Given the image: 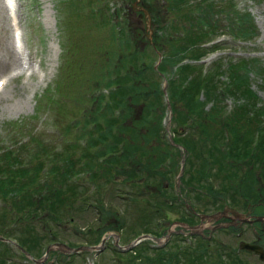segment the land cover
<instances>
[{
    "label": "trees",
    "instance_id": "16d2710c",
    "mask_svg": "<svg viewBox=\"0 0 264 264\" xmlns=\"http://www.w3.org/2000/svg\"><path fill=\"white\" fill-rule=\"evenodd\" d=\"M63 1L69 16L77 15L81 21L66 34V43L62 44L61 76L45 97L48 104L57 105V111L64 105L77 109L59 132L69 139L68 134L73 129L75 136L64 143L72 148L52 150L56 152L51 154L50 165L43 160V155H49L51 150L35 138L28 139L34 149L39 146L35 149V158L39 160L33 161L28 168L20 154L30 147L24 142L17 144L12 136L7 137L11 146L17 145L14 150L2 146L0 151V232L5 237L15 238L18 244L37 256L45 243L60 238L63 229L61 225L57 232L47 226V222L58 225L62 220L73 221L71 210L76 206L85 210L88 201L87 205L95 204L99 210L94 233L88 239L97 242L106 224L109 225L106 210L111 208L115 214L120 212L116 207L104 208V201L93 193L82 197L81 206L73 204L76 196L86 189L76 186L73 177L83 173H87L90 180L104 177V181L96 183L95 192L105 188L110 180L114 181L118 173L122 174L119 181L131 186L144 179L149 183L147 175L153 173L155 177L150 181L157 177L158 188V192L150 197L152 206H156L154 211L159 215L162 211L159 207L164 209L166 206L167 214L168 210H179L183 204L167 202L165 199L171 192H167L162 183L166 180L170 186L177 168L175 156L180 151L168 139L164 140L163 79L172 110V139L187 155L185 171L189 172V177L187 180L181 178V188L189 187L192 182L198 188L213 191L214 188L202 181L207 173L210 176L221 174L220 182L223 183L221 170L233 169L232 177L240 179V184L231 189L222 184L221 190L228 192L231 199H234V192L246 199L253 195L251 188L254 200L261 196L264 180L262 184L256 180H259L258 175L264 176V97L250 87L248 76L251 71L261 76L264 65L257 64L260 63L258 57L233 60L218 57L208 66L195 61L216 47V44L206 45L220 28L216 24V14H224L227 33L234 38L253 39L257 27L248 10L237 9L233 1L218 6L214 0H195L191 7L182 11L183 17L189 20L187 25L171 21L167 28L173 33H169L165 26L159 29L157 24L150 40L140 26L132 23V12H121L114 0ZM182 3L190 2H172L181 10ZM150 15L152 21L154 15L151 12ZM98 28L102 31L94 36ZM226 98L233 101L230 108H227ZM207 103L210 105L205 107ZM133 105L141 108L139 117L133 115ZM11 122L19 129L17 133L27 128V124L20 126L16 121ZM153 136H158L160 141L162 137V145L148 146ZM140 137L142 144L137 143ZM81 139L83 149L75 159V142L79 143ZM160 148L163 151L157 152ZM225 157L227 162L223 161ZM233 161L236 166L232 165ZM215 162L217 168L212 170ZM241 164H246L247 169L240 173L237 168ZM255 165L259 166L258 170L254 169ZM244 176L247 180H244L245 189L241 186ZM255 185L259 186L258 190ZM120 186H114V194L130 199L132 196L127 192H119ZM195 191V197L199 198L200 189ZM107 205L111 206L108 202ZM38 218L42 220L35 226L32 221ZM140 218L144 222L146 216ZM17 227L20 231L16 234ZM115 228L120 229L119 225ZM38 230L43 231L45 240L41 241L36 233ZM25 231L28 235H24ZM143 231L159 235L164 229L150 227ZM125 236L124 233L121 238L126 242ZM198 237L199 241L190 246L182 245L183 236L175 234L163 246L156 247L150 240H142L129 251L107 248L97 255L94 264H104L107 256L114 264H248L239 259L234 250H226L229 259L223 258L218 249L212 251L204 238ZM0 258V264H15L8 256L0 255ZM57 258L54 264H85L79 261L77 254L58 253Z\"/></svg>",
    "mask_w": 264,
    "mask_h": 264
},
{
    "label": "rangeland",
    "instance_id": "374dc122",
    "mask_svg": "<svg viewBox=\"0 0 264 264\" xmlns=\"http://www.w3.org/2000/svg\"><path fill=\"white\" fill-rule=\"evenodd\" d=\"M165 1L170 2L171 4L166 3ZM195 0H189V4L182 3V10L177 9L173 4V0H114V5L118 7L121 12L124 10V12L131 13V21L134 25L140 26V29H143L144 34L148 36V38L151 40L153 38V28H156L157 26L159 29L161 27L165 26V30H168L169 33H173L172 30H169V24L171 21H177L179 25L188 24L189 20L186 17H183L182 11L188 9L193 5V2ZM217 5L223 3L225 5L227 2H234L235 7L237 9H244L248 10L253 14L254 20L257 25V33L254 36L252 40L249 41H242L235 38L230 37L228 34H222L220 32L227 31L225 25L227 24L226 17L224 14H216L215 20L216 24L220 26L218 28L219 35L222 38V46L216 50V52L212 53L208 59H206L204 62L207 64L210 63V60H213L218 57L227 58L229 55L230 57L238 56V57H258V60L260 63L257 62V64L264 65V0H214ZM129 3V4H127ZM131 3V4H130ZM149 3V5H148ZM15 10L13 13H11L8 9L5 7L4 0H0V78L6 79V88H3V85L0 88V151L2 150V146H8L9 148L15 149V146L19 142H24L30 147L23 151V154H20L21 157H23V164L28 168L29 164H31L33 161L37 162L39 158H35V154L37 151L32 146V142H29L28 139L35 138L38 142H40L42 145H45L49 148L48 154L49 155H43L44 161H48L49 165L52 163L51 154L54 155L56 151L52 150H63L65 148H72L68 147L66 144L69 142L70 139H72L75 134L74 130L72 129L71 132H69L68 136L69 139H65L66 136L64 134L61 135L59 133L62 130L63 123L66 122V119L69 116L75 115L74 111L76 113L77 109L74 110V108L67 107L64 105V108L57 111V105L56 104H48L46 102L45 95L48 93L50 94L55 86L57 79L61 76V60L62 56L61 54V48L59 46V43L63 42L66 37V31L65 28L62 26V18L65 16L66 19H68L69 33L72 31V28L74 27L75 23H79L80 21L77 20V15L69 16L67 14L65 9V4L61 5L57 2V0H15ZM130 5V10H129ZM135 5V7L133 6ZM144 6L146 7L149 12L154 15V19L152 17L151 22H147L146 17L142 14L140 15L139 7ZM113 7V6H112ZM168 7V8H167ZM2 10V11H1ZM138 11V12H136ZM85 10L82 12L81 15H83ZM4 13V14H3ZM66 13V14H65ZM67 15V17H66ZM73 19V23H71L69 20ZM60 20V23H59ZM185 21V22H184ZM183 23V24H182ZM159 24V25H157ZM157 25V26H156ZM151 30H150V28ZM168 27V28H167ZM17 31L19 36V47L14 45L13 36L15 32ZM102 30L100 28L96 29L94 31V36H96L98 33H100ZM182 29H180L179 32L182 33ZM227 33V32H225ZM151 35V37H150ZM146 36V37H147ZM15 39V38H14ZM147 40V39H146ZM149 41V40H148ZM143 42V40H142ZM11 49H13V53H15L16 63L11 62L13 61L12 56L6 55L7 50L9 51L8 46ZM142 44V43H140ZM10 49V50H11ZM20 49V52H15ZM10 52V51H9ZM11 53V52H10ZM5 58V62L3 63ZM19 58V59H18ZM19 60V61H18ZM19 63V64H18ZM5 65V67L3 66ZM14 65V66H13ZM16 65V66H15ZM18 66L20 67V70L18 71ZM24 72V73H23ZM248 80L250 87L257 92V94L262 98L264 97V92L262 89L264 88V70L263 74L256 75L252 71L249 73ZM54 95V94H53ZM202 99V96H199ZM264 99V98H263ZM228 104H232V102H228ZM133 115L135 117H139L141 115V108L136 107V105H133ZM77 116V115H76ZM11 121H16L19 123L20 126L26 125L25 129H23L22 133H17L19 129L15 128L16 124H14ZM25 131V132H24ZM12 136L13 140H17V144L11 146L9 139L7 137ZM165 137H168V135H165ZM171 137V136H170ZM83 139L80 140V142H75V148H74V158L76 159L78 155L81 153L83 146L81 143ZM143 141V138H137V143H141ZM162 141V137H161ZM161 141L159 140L158 136L150 137L149 143L147 144L150 146L151 144H154L155 147L158 146V144L162 145ZM163 151L162 148L157 150V152ZM165 151V149H164ZM224 151V149H223ZM47 154V153H46ZM226 154V152H225ZM181 153L177 154L175 157L177 158V168L176 172L178 170L179 166V160ZM225 162H227V157L224 158ZM29 162V163H28ZM129 163V162H128ZM230 163V161L228 162ZM119 164L116 166L118 167ZM233 166H236V162H232ZM222 166V165H221ZM176 167V165H175ZM187 167V166H186ZM217 163L213 165V170H216ZM259 166L255 165L254 169L258 170ZM238 170H241L240 173L247 169L246 164H241L237 168ZM219 170H221L219 168ZM233 170V169H232ZM232 170H229L228 172L226 170L222 171L221 173L224 175V177L221 179L223 180V183L220 182V175H215L213 173V186L215 189L209 190L203 188H198V185L195 187H182V184L179 182L178 188H179V198L177 199L175 197V201L180 200H188L189 198H186L188 195H190L191 199H194V210L193 212H190L188 214V218H186L185 214L181 213L180 211H174V210H168V212H173L172 214H169V220L165 219L164 222L161 224L162 227L160 228H167L169 226H172L174 229L184 230L186 231L189 229L188 227L184 228L182 224L175 223L176 221H184L186 223L192 224L198 222V215L200 213H204L206 215L211 213V210L214 207H217L222 202L220 198L221 193V187L227 186L229 189L232 187H236L240 184L241 180L237 178H233L232 174L234 172ZM144 172V170H143ZM185 173V172H184ZM147 174V173H146ZM183 174V171H182ZM258 174V173H257ZM153 176L155 177V174H149L147 175L146 181H149V183H145L144 180H139L137 184L134 186H131L128 182H120L119 179L122 177L121 173H118L116 177H114V181L110 180L108 185H106L105 188L102 190V195H99V198L104 201V208L109 207H116V209L119 210V214H115L114 211L109 208L106 210V222L109 221V225L106 224L107 227H105L103 233L106 230L113 231L116 225H119L122 236L124 233L126 234L125 239H130L136 232L143 231L146 228H158L154 224V217L158 215V211H154L156 206H152L151 203V195L155 192H158V188L156 187V178H154V181H150ZM189 177V172L186 171L185 173V179L187 180ZM227 177V179H226ZM259 180H256V183L262 184V181L264 179V176H259ZM44 179L45 177H41ZM74 182L76 186L85 187V191L78 194L79 195H88L90 194L91 190L95 188L96 182L101 183L104 181V177L101 176L95 177L93 179H89L87 173H83L82 175L74 176ZM208 179H203L202 181H207ZM244 180H246L245 176L242 179V188L244 185ZM225 182V183H224ZM163 186L167 190V192L174 193L176 186H169L168 181L164 180ZM227 183V185H226ZM122 184V186H120ZM195 184V183H194ZM211 184L208 182V185ZM258 184V185H259ZM115 185H119L121 187L120 193L127 192L130 194L129 197H123L119 198L113 195V189ZM191 186H193L192 182L190 183ZM256 186V189L258 190L259 186ZM189 188V189H188ZM200 189L199 191V198L195 197V191L194 193L191 191V189ZM246 186L243 188L245 189ZM184 189V190H183ZM187 190V194H186ZM190 191V192H189ZM251 193H253L254 197V190L251 188ZM194 194V196H193ZM235 194V192H234ZM261 196L263 199L260 201L264 203V192H261ZM80 197V196H79ZM161 197V196H160ZM224 197V196H223ZM240 201H242V198L238 196ZM186 198V199H185ZM229 198V196H228ZM161 199V198H160ZM177 199V200H176ZM223 199V198H222ZM108 200L113 201V206H108L107 202ZM82 200H76L74 201V205L81 206ZM183 202V201H182ZM1 203V201H0ZM184 203V202H183ZM177 205V202L176 204ZM234 208H236L238 211L243 210L242 204L233 202ZM162 209L160 214L166 215L167 213L164 211L166 208L159 207ZM251 208L254 209V211H257V209H260V212H264V205L260 206L257 203L251 204ZM182 210V209H181ZM72 211L76 212L73 213ZM71 213L73 215V221H64L62 220L58 225H56L54 222L50 223L47 222V226H51V228L55 231H57V228L63 225V229L60 234V240H63V242H71L78 243L84 241L83 243H86V238L89 235H93L94 233V225L97 224L95 219L93 218L94 211L93 209L88 210H80V208L74 207L71 210ZM159 214V215H160ZM145 215V223L141 220V216ZM181 217H185V219H181ZM190 217V218H189ZM64 218H67V215H65ZM210 217H204L202 218L203 224L205 225L202 228V236L204 238L205 243L207 242V245H209L210 249L212 251L217 250L222 253L223 258H228L226 254L229 250H234V252H237L236 246L238 243V240H236L235 230L236 227L234 226H228L226 228H219L214 227V229L209 230V226L214 224L215 221L208 219ZM225 219V218H224ZM41 218H38L36 220H33L35 226L39 225V222H41ZM218 220H223V218H218ZM175 221V222H174ZM251 223H256L260 227L262 225L260 221L253 220ZM87 224L92 225L90 230H86ZM244 224V225H243ZM121 225V226H120ZM242 225V233L240 236V239L245 241H252L254 238H258V235H260V239L256 240V244L260 245L261 248L264 251V223L263 227L260 230V233H256V235H253L252 232V224H246L241 222ZM8 229H11V226L7 227ZM107 228V229H106ZM20 228H15V233ZM93 231V232H92ZM58 232V231H57ZM118 233V231H116ZM189 232V231H186ZM38 235H40L41 241L45 240V235H43V231L38 230L36 232ZM17 234V233H16ZM190 233H187L185 235H189ZM24 235H28V232L25 231ZM15 239V238H14ZM206 239V240H205ZM209 239V242L207 241ZM111 237L106 239V242L110 241ZM15 241V240H14ZM182 241V240H181ZM188 241H192L191 244H195L196 241H199L198 233L193 232L191 236H188L186 238H183L182 245H188L190 244H184ZM17 242V241H15ZM253 242V241H252ZM78 245V244H77ZM191 245V246H192ZM34 250V249H32ZM238 253V258L242 259L248 264H264L262 260L258 258V256L255 254V252L248 250L246 248H243V250H240ZM50 251L48 252L47 256L44 258L43 262L49 259ZM108 254V253H107ZM110 254V252H109ZM0 255L2 257H15L17 260H23L21 256H19V253L17 251V248L10 242H1L0 241ZM79 261H83V257L81 254H78ZM107 256L103 263L104 264H114L112 261L109 260ZM1 259V258H0ZM58 259L57 257H54V260L56 261ZM229 259V258H228ZM227 259V260H228ZM226 260V262H227ZM31 260L28 259V261L25 262V264H32L30 263ZM84 262V261H83ZM45 263V262H44ZM40 264V263H39Z\"/></svg>",
    "mask_w": 264,
    "mask_h": 264
},
{
    "label": "water",
    "instance_id": "95a60500",
    "mask_svg": "<svg viewBox=\"0 0 264 264\" xmlns=\"http://www.w3.org/2000/svg\"><path fill=\"white\" fill-rule=\"evenodd\" d=\"M144 11V14L147 16V22L149 21V16H148V13L145 9H143ZM182 163H183V159H182ZM181 169H182V165H181ZM205 216H208V217H211L213 216V214H209V215H205ZM216 216V215H214ZM204 217V216H203ZM254 219H257V220H260V221H264V216H256V218ZM191 228V227H190ZM194 229V228H193ZM196 230V229H195ZM197 231V230H196ZM171 230H168L167 232V235L165 238H168L169 234H170ZM143 237H151L150 235L148 234H141V236H139L138 238H136L135 240L131 241L128 245V246H132L133 244H135L139 239L143 238ZM3 237L2 235L0 234V240H2ZM157 241H161L160 238H155ZM241 247H244V248H247L248 250H252L254 251L255 253H258L259 257L263 258V253H262V249L259 245L257 244H254V243H249V242H241L240 243ZM58 248H60L61 250H64V251H67V252H71V251H74V250H77V248H70L69 246L67 245H64V244H57ZM53 247V246H51Z\"/></svg>",
    "mask_w": 264,
    "mask_h": 264
},
{
    "label": "flooded vegetation",
    "instance_id": "af4514ba",
    "mask_svg": "<svg viewBox=\"0 0 264 264\" xmlns=\"http://www.w3.org/2000/svg\"><path fill=\"white\" fill-rule=\"evenodd\" d=\"M259 204L260 206L264 205V203L262 202H259L257 203ZM222 210H225L224 212V218H225V221H230L226 216H229L230 218H232V226L236 227V228H241L242 225H241V222H240V219L238 218V214L236 216H234V211H233V206H223ZM240 217L242 218H245L247 220H252V217L253 216H256V215H264V212H260V209H257V211H253L252 209H245L243 208V210H240ZM246 224H252V227L255 228L259 233H260V230H261V227L256 224V223H250V222H247V221H242Z\"/></svg>",
    "mask_w": 264,
    "mask_h": 264
},
{
    "label": "bare ground",
    "instance_id": "6f19581e",
    "mask_svg": "<svg viewBox=\"0 0 264 264\" xmlns=\"http://www.w3.org/2000/svg\"><path fill=\"white\" fill-rule=\"evenodd\" d=\"M6 5L8 6V10H9V8H11V7H14V2H13V0H6V3H5V7H6ZM0 6H2V5H0ZM7 9V8H6ZM2 11V10H1ZM4 14V13H3ZM11 46H10V44H9V46H8V48H9V51L11 52H9L8 50H7V52H6V55H8L9 56V59H10V56H12V58H13V61L11 60V62H15L16 63V57H15V53H13V49H11L10 48ZM11 49V50H10ZM15 52H17L16 50H15ZM19 59V58H18ZM19 61V60H18ZM5 62V58H4V61H3V63ZM19 64V63H18ZM3 66L5 67V65L3 64ZM14 66V65H13ZM16 66V65H15ZM20 70V67L18 66V71ZM24 73V72H23ZM6 83L7 82H4L2 85H3V88H6ZM0 96H1V94H0Z\"/></svg>",
    "mask_w": 264,
    "mask_h": 264
}]
</instances>
